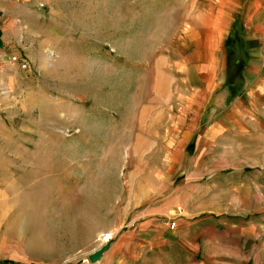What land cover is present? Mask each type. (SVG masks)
<instances>
[{"label": "rangeland", "instance_id": "obj_1", "mask_svg": "<svg viewBox=\"0 0 264 264\" xmlns=\"http://www.w3.org/2000/svg\"><path fill=\"white\" fill-rule=\"evenodd\" d=\"M57 1L0 59V254L22 260L0 264H119L172 193L180 111L207 108L209 65L180 35L204 36L209 0Z\"/></svg>", "mask_w": 264, "mask_h": 264}, {"label": "crops", "instance_id": "obj_2", "mask_svg": "<svg viewBox=\"0 0 264 264\" xmlns=\"http://www.w3.org/2000/svg\"><path fill=\"white\" fill-rule=\"evenodd\" d=\"M41 4L54 14L58 1L0 0L1 60L23 32L41 30ZM206 14L205 37L180 35V51L209 65L207 108L180 111V169L164 173L172 193L147 204L119 264H264V0H209Z\"/></svg>", "mask_w": 264, "mask_h": 264}, {"label": "water", "instance_id": "obj_3", "mask_svg": "<svg viewBox=\"0 0 264 264\" xmlns=\"http://www.w3.org/2000/svg\"><path fill=\"white\" fill-rule=\"evenodd\" d=\"M105 249H101L95 253H93L91 256H90V260L91 261H94L96 260L103 252H104Z\"/></svg>", "mask_w": 264, "mask_h": 264}, {"label": "built area", "instance_id": "obj_4", "mask_svg": "<svg viewBox=\"0 0 264 264\" xmlns=\"http://www.w3.org/2000/svg\"><path fill=\"white\" fill-rule=\"evenodd\" d=\"M178 212H180V208L177 209ZM174 227V223L171 224V228Z\"/></svg>", "mask_w": 264, "mask_h": 264}]
</instances>
